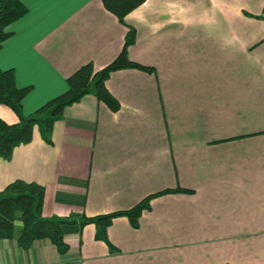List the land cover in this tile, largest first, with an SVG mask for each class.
<instances>
[{
  "label": "crops",
  "instance_id": "0c3cea01",
  "mask_svg": "<svg viewBox=\"0 0 264 264\" xmlns=\"http://www.w3.org/2000/svg\"><path fill=\"white\" fill-rule=\"evenodd\" d=\"M21 1L29 12L8 27L0 69L31 87L29 116L81 66L113 61L129 27L102 0ZM126 23L137 30L129 57L153 72L114 71L107 86L120 108L85 95L65 108L51 143L36 127L10 160L0 157V190L43 184L45 217L191 192L154 197L137 227L115 218V250L88 224L64 254L48 238L29 249L0 239V264H264V0H146ZM0 116L17 120L4 104Z\"/></svg>",
  "mask_w": 264,
  "mask_h": 264
},
{
  "label": "trees",
  "instance_id": "16d2710c",
  "mask_svg": "<svg viewBox=\"0 0 264 264\" xmlns=\"http://www.w3.org/2000/svg\"><path fill=\"white\" fill-rule=\"evenodd\" d=\"M146 0H102L104 6L114 13L129 29L125 35L120 54L110 63L96 69L93 63H87L77 69L68 78L69 88L66 92L54 97L40 107L35 113L23 114V99L31 87H19L14 69H0V104L9 106L17 115L15 122H9L0 116V157L10 160L16 147L33 140L35 128L46 142H52L55 123L63 117L65 108L80 101L85 95L93 94L105 102L111 109L118 110L120 102L107 86V80L114 71L125 68H136L153 72L154 67L132 60L128 50L137 40V30L126 23V16L141 6ZM29 12L21 0H0V50L3 43L14 32L8 27ZM191 192L184 188H171L146 196L129 209H121L97 215H75L71 217H45L43 204L45 186L37 181L16 179L0 190V239L17 236L18 243L24 249L32 247L35 240L50 239L61 253H67L70 245L67 237L79 234L86 225L96 226V238L105 241L111 250L108 229L115 218L127 216L132 224L139 226L143 210L150 207L151 200L170 192ZM21 223L19 233L16 225Z\"/></svg>",
  "mask_w": 264,
  "mask_h": 264
},
{
  "label": "rangeland",
  "instance_id": "374dc122",
  "mask_svg": "<svg viewBox=\"0 0 264 264\" xmlns=\"http://www.w3.org/2000/svg\"><path fill=\"white\" fill-rule=\"evenodd\" d=\"M260 72V70H258Z\"/></svg>",
  "mask_w": 264,
  "mask_h": 264
}]
</instances>
